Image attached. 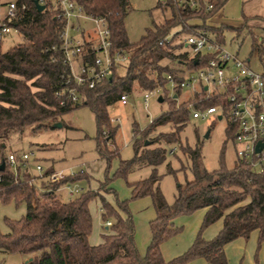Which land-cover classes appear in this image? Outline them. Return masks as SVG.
I'll return each mask as SVG.
<instances>
[{
  "label": "trees",
  "instance_id": "1",
  "mask_svg": "<svg viewBox=\"0 0 264 264\" xmlns=\"http://www.w3.org/2000/svg\"><path fill=\"white\" fill-rule=\"evenodd\" d=\"M164 1L163 9L169 11V18L145 29L136 43H130L123 26L128 0H75L84 12L104 18L113 50L129 53L122 75H118L113 68L110 78L93 88H78L83 96L80 104L89 106L94 115L96 151L105 160L106 168L110 159L117 155L113 142L114 128L108 122L107 108L118 100L119 95L127 94L133 82L143 90L165 82L162 74L174 73L175 69L161 65L163 59L175 64L185 60L183 53L175 52L176 45L165 41L170 26L178 24L181 31L187 32L191 28L189 23L198 18L201 24L196 26L213 31L220 41L221 27L208 26L204 21L225 0H214L208 12L179 7L172 0ZM17 3L23 4V8L19 10L13 26L22 40L5 50L0 46L1 143L13 133L20 135L26 128L32 132L51 128L60 115L80 105H71L65 94L62 95L63 105L54 97L56 90L65 87L63 81L67 68L61 62L58 50L61 23L55 18L53 10L45 7L38 11L32 0H17ZM157 4L161 5L159 1ZM252 47L258 55H263L262 48L254 41ZM198 97L194 95V99ZM168 100V109L151 121L145 131L170 123L177 132L185 125L189 118L190 99L178 104L172 97ZM212 103L213 99H206L200 105ZM175 130L164 134V146L151 148L149 145L157 143V140L149 145H140L133 135L132 157L119 159L112 174L125 180L132 168L141 165L150 167L147 177L127 183L130 198L148 196L154 210V217L148 221L150 240L143 254L138 253L134 244V228L124 202L112 205L90 188L66 201L56 195L55 189L60 185L71 184L80 178L87 179L89 175L84 176V171L49 182L45 176L53 169H46L41 176L33 177L41 179L38 186L36 182H31L28 173L20 172L19 165L14 174L6 163V156L0 158L4 161V168L0 170V202L13 201L17 204L22 201L26 208L21 218L6 221L8 231L0 235V250L18 252L23 257L33 255L30 261L24 260L23 264H183L196 258L210 264H227L223 252L226 243L238 237L245 239L252 230H257L259 245L264 240V171H251L247 164L237 159L230 168H226L220 160L217 169L207 170L201 161L199 145L185 146L182 153L188 159L191 179L176 182L172 203L164 200L158 187L160 176L156 166L165 159V145L179 142ZM226 133L228 137L231 135L229 131ZM166 166L167 172H172L168 163ZM106 190L112 192L110 188ZM95 196L100 198L101 217L109 222V233L102 235L100 243L89 244L87 236L91 219L87 203ZM32 199L36 202L33 208L30 207ZM197 209L205 211L191 244L180 255L164 260L160 244L178 232L171 220ZM218 219H221L219 231L210 239L202 238L201 230Z\"/></svg>",
  "mask_w": 264,
  "mask_h": 264
},
{
  "label": "rangeland",
  "instance_id": "2",
  "mask_svg": "<svg viewBox=\"0 0 264 264\" xmlns=\"http://www.w3.org/2000/svg\"><path fill=\"white\" fill-rule=\"evenodd\" d=\"M6 1L0 0V14L4 12ZM157 1L160 2L161 0H128V9L123 18V26L130 43H136L144 34L145 29L153 24H161L169 18V11L163 9L161 5L159 6ZM204 23L208 26L221 27L219 39L224 49L236 54L251 69L255 71L261 69L260 55L252 47V43L254 41L258 47L262 48L264 55V0H225ZM175 33L180 38L184 35L178 24L170 26L166 37L171 38ZM209 34L212 38H216L213 31H210ZM178 38L174 36L173 42H177ZM21 40V35L11 30L1 36V49L5 50L21 42ZM184 51H188V48L176 43L175 52L182 53ZM126 63L124 61L121 66L116 68L118 75L124 73ZM160 64L168 67L176 66L175 62L166 59H163ZM162 78H165V74H162ZM175 92L177 93L174 98L176 104L191 97V89L188 87L176 91V89H172L169 83L163 82L152 89L143 90L133 82L131 90L127 94L124 93L126 94V104L122 105L116 101L107 108L108 122L114 128L113 142L117 150V155L110 159L107 168L105 160L96 151L97 125L94 115L89 106L84 104L60 115L55 121L59 122V126L52 124L51 128L36 132L26 128L20 135L11 134L3 143L0 142V158L9 153L18 156L20 153L30 152L31 155L24 165H19V170L28 173L31 182H36L38 186L41 179L35 180L33 178L40 174L35 170L36 164L42 167V173L46 169L62 170L73 175L76 172L84 171V176H89L87 179L80 178L70 184V187L78 189V193L70 197L73 198L90 188L102 195L112 205L115 202H124L134 228V244L138 253L143 254L150 240L148 221L153 216V209L148 197L131 199L130 188L127 183L147 177L150 173V167L141 165L132 168L125 180L114 177L112 174L119 159L127 160L132 157L133 135L136 136L140 145H149L150 142L157 140V143L150 144L149 147L164 146L162 140L164 134L175 130L170 123L156 126L151 130L145 131V129L160 113L168 109L170 106L168 99ZM144 93H149L145 102L143 101ZM158 96L164 100L158 102ZM205 132H207L206 137H204ZM175 133L179 142L165 145V159L156 166V172L160 176L158 187L168 204L173 201L176 182L182 183L184 180L191 179L188 159L182 153V148L185 146L199 145L201 161L207 170L217 169L220 160L226 168H230L236 160L234 145L226 133L223 120H212L210 117L205 119L189 117L182 129L177 132L175 130ZM2 144L3 146H1ZM167 163L172 172H167ZM106 188H110L112 192L107 191ZM55 193L63 201L70 198L64 189L55 191ZM87 207L91 219L87 241L89 244H97L101 242L103 234L109 233L108 224L101 217L102 208L98 196L90 199ZM25 208L26 204L22 201L17 204L13 201L0 202V235L8 231L6 221L21 218ZM199 214H203V209H197L188 215L175 216L172 225L178 228V232L162 241L160 246L166 244L169 250L177 248L181 238L187 234L189 228H192L195 223H199L198 219H201L197 217ZM108 220L111 219L108 218ZM168 249L165 251L169 252ZM29 257H33V255L23 257L18 252L0 250V264H23L24 260ZM229 264H254V262L248 257L242 260L233 254Z\"/></svg>",
  "mask_w": 264,
  "mask_h": 264
},
{
  "label": "built area",
  "instance_id": "3",
  "mask_svg": "<svg viewBox=\"0 0 264 264\" xmlns=\"http://www.w3.org/2000/svg\"><path fill=\"white\" fill-rule=\"evenodd\" d=\"M38 4L53 10L55 18L61 23L58 38V50L61 62L67 68L61 90L54 92L60 105L64 104L65 94L71 105L83 102L78 88H93L96 84L110 78L113 68L128 61L129 53L113 50L110 31L103 17L86 13L75 0H36ZM214 0H172L182 8L208 12ZM161 6L165 4L160 1ZM23 4L17 0H7L4 12L0 14V38L11 30L16 31L13 24L18 18ZM196 18L189 24L191 28L184 32L182 38L177 33V42L173 36L165 41L178 43L188 48L182 52L183 62L176 63L175 72L165 73V82L172 89L190 88L191 97L188 103L189 117L193 119L212 118L223 120L226 131L230 132L237 160L247 164L254 172L264 171V55H260L261 69H251L236 54L223 48L220 41L212 38L210 31L200 25ZM72 32V34H70ZM248 61V59H246ZM157 92V91H155ZM194 95L199 97L194 99ZM149 93H144L145 102ZM213 99L214 103L201 106L200 102ZM117 102L126 104V94H121ZM219 116V118H217ZM31 153L23 152L18 156L9 153L6 163L15 174L18 165H24ZM35 170L42 174V167L35 165ZM72 173L62 170L52 171L45 176L49 182H57ZM66 190L68 197L78 193L70 183L60 185L55 191ZM36 202L31 200L30 207ZM106 224H109L106 221Z\"/></svg>",
  "mask_w": 264,
  "mask_h": 264
},
{
  "label": "crops",
  "instance_id": "4",
  "mask_svg": "<svg viewBox=\"0 0 264 264\" xmlns=\"http://www.w3.org/2000/svg\"><path fill=\"white\" fill-rule=\"evenodd\" d=\"M145 197H148V196H145ZM204 211L205 209H203V213ZM202 216L203 214L202 215L199 214L197 217L202 219ZM153 217H154V210H153V216L150 219H152ZM173 219L171 220L172 224H173ZM201 219H198L199 223H195V225L192 228L191 227L189 228L187 234L183 238H181L180 245L177 248L169 250L166 244H163L160 246V252L164 260L167 261L175 256L180 255L182 252H184L189 247L195 234L198 231ZM220 227H221V219H218L201 230V237L206 240L212 238L219 231ZM149 236H150V233H149ZM257 237H258V231L252 230L249 233L247 238L243 239L241 237H238L226 243L223 246V252H224L225 259H226V263L229 264V260H231V256L235 254V256L242 258V260L245 257H248V259H252L254 264H264V240L259 245H257ZM164 248L168 249L170 253L166 252ZM183 264H209V263H207L202 258H196V259H193Z\"/></svg>",
  "mask_w": 264,
  "mask_h": 264
},
{
  "label": "water",
  "instance_id": "5",
  "mask_svg": "<svg viewBox=\"0 0 264 264\" xmlns=\"http://www.w3.org/2000/svg\"><path fill=\"white\" fill-rule=\"evenodd\" d=\"M32 2H33L34 7L36 8V10L41 11L43 9L44 6L41 5V4H38L36 0H32ZM172 98H175V94L172 96ZM161 100H162V97L158 96L157 97V101L161 102ZM217 118H219V116ZM53 126H59V122L53 123ZM206 136H207V132H205V134H204V137H206ZM3 168H4V161L1 160L0 161V170H2ZM30 260H31V258L29 257L25 261L27 262V261H30Z\"/></svg>",
  "mask_w": 264,
  "mask_h": 264
}]
</instances>
